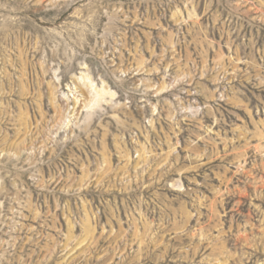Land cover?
<instances>
[{
	"label": "rangeland",
	"instance_id": "obj_1",
	"mask_svg": "<svg viewBox=\"0 0 264 264\" xmlns=\"http://www.w3.org/2000/svg\"><path fill=\"white\" fill-rule=\"evenodd\" d=\"M0 264H264V0H0Z\"/></svg>",
	"mask_w": 264,
	"mask_h": 264
},
{
	"label": "bare ground",
	"instance_id": "obj_2",
	"mask_svg": "<svg viewBox=\"0 0 264 264\" xmlns=\"http://www.w3.org/2000/svg\"><path fill=\"white\" fill-rule=\"evenodd\" d=\"M101 99V94L100 92H96V91H93L92 92V95H91V98L87 104V107L88 108H91L93 107L94 105H96L98 103V101Z\"/></svg>",
	"mask_w": 264,
	"mask_h": 264
}]
</instances>
